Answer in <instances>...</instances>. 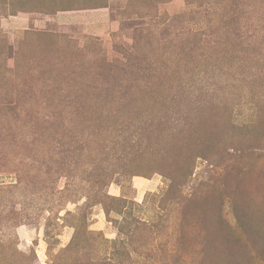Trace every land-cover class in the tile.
<instances>
[{"label":"rangeland","instance_id":"1","mask_svg":"<svg viewBox=\"0 0 264 264\" xmlns=\"http://www.w3.org/2000/svg\"><path fill=\"white\" fill-rule=\"evenodd\" d=\"M0 264H264V0H0Z\"/></svg>","mask_w":264,"mask_h":264}]
</instances>
